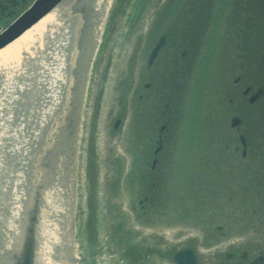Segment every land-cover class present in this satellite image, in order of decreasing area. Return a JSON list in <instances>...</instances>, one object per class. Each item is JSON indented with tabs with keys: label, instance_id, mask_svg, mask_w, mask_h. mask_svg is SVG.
Masks as SVG:
<instances>
[{
	"label": "rangeland",
	"instance_id": "obj_1",
	"mask_svg": "<svg viewBox=\"0 0 264 264\" xmlns=\"http://www.w3.org/2000/svg\"><path fill=\"white\" fill-rule=\"evenodd\" d=\"M95 1L72 3L70 15L81 17ZM162 35L165 46L149 67ZM89 37L76 42L72 87L92 54ZM41 53L22 80L0 86V261L9 259L12 194L37 174L59 186L52 206L66 211L50 222V241L66 226L76 264H173L184 247L201 264L264 257V97L249 104L243 94L264 89V0H112L84 79L63 90L52 119L59 66L47 63V47ZM234 116L243 120L239 130L230 127ZM28 189L27 212L38 201L42 264L45 194Z\"/></svg>",
	"mask_w": 264,
	"mask_h": 264
},
{
	"label": "bare ground",
	"instance_id": "obj_2",
	"mask_svg": "<svg viewBox=\"0 0 264 264\" xmlns=\"http://www.w3.org/2000/svg\"><path fill=\"white\" fill-rule=\"evenodd\" d=\"M74 0L68 1L64 3L61 7L56 9L54 12L50 13L49 15H46L43 19H41L38 23H34L28 31H26L23 35L19 36L15 41L8 44L6 47L0 50V86L9 87L13 83V81L22 80L25 76V70L28 69L30 66H37L38 57L43 55L41 53V50L43 47L48 48L47 53V60L53 64H58V71H59V77L56 78V88L50 90V93L52 91L53 96L52 99H54L56 102L52 105V109L50 110V116L48 119H52L53 116L52 113L54 112V108L57 107L59 100L62 99L63 90L65 89H71L72 84L67 83L66 79L67 77V71L69 69V72L72 70V67L75 68V64L77 65V68H79V61L77 60V40L78 35L74 36V33L78 31V27L80 26L81 17L79 16H71L70 15V5L72 4ZM112 0H96L93 2V6H89V12H90V20L88 21V26H90V32H89V40H90V52L92 54H88L87 59L85 60V64L83 63L81 66V70H77V76H75V73L73 75V87H77L78 83L82 82V77L84 79V71L83 68H89L88 63L90 64L92 62L91 57L93 56V52H96L98 48L99 41L101 39V33H102V26L106 20L108 10L110 8ZM73 3H76L74 1ZM82 5V4H81ZM66 14V17H64ZM73 23V24H72ZM73 25V30H66L70 29V26ZM63 29V31L61 30ZM66 30V31H64ZM71 40L73 41V45L71 48H73V51L69 48L71 44ZM53 61V62H52ZM67 62H69L70 67L68 68ZM87 65V66H86ZM87 71V70H86ZM62 72V73H61ZM61 73V74H60ZM81 75V76H79ZM71 80L68 78V81ZM1 87V90L3 89ZM81 87V86H80ZM79 89V88H78ZM77 92V91H76ZM49 121V120H48ZM47 123V120L44 121ZM52 122V121H50ZM24 139L22 140L21 144L23 145ZM23 147V146H22ZM24 151V150H23ZM25 154V153H24ZM156 157V156H155ZM156 164L158 162L157 158H154ZM21 170H24V167L26 166V163L20 162ZM60 169V168H59ZM58 170V169H57ZM59 171V170H58ZM11 177V175H10ZM60 177V175H59ZM49 179L41 181L39 179V175L37 174L36 179H34V176H32L31 180H27L26 178L23 180L21 179L18 181L17 184V191L12 194V203L14 204L11 210V219L9 222V226L12 225V229L10 231V235L8 237L9 242L5 247V255L8 256L9 259L13 258L14 254L18 250L19 244L21 242V228L24 227L23 224L26 222V218L24 217L27 215V209L31 201L28 200L29 197V189L28 187L32 188H43L41 189L43 193L45 194V201L43 202V218L41 222V239L43 240L42 243V255H41V262L42 264H76L77 257L75 255V246L72 245L71 236L69 233V230L66 226L60 227L59 229V235L61 236L58 242H51L52 234L55 232V226L50 225L51 223H60V219L63 216L64 219V210L61 207L62 211L55 212V208L58 206L55 205L54 202V195L57 194L56 191L59 186H56L57 184H53L51 181L49 182ZM53 188V189H51ZM14 190V189H13ZM12 190V192H13ZM46 190V191H45ZM11 203V204H12ZM24 217V223L22 222V218L20 216ZM53 216V217H52ZM20 219V220H19ZM120 218H118L119 220ZM22 223V225H20ZM60 225V224H59ZM46 226V228H45ZM47 230V234H46ZM54 245V251L52 250L51 246H47L48 244ZM37 242H36V249H37ZM186 248V247H184ZM182 248V249H184ZM192 248V247H190ZM198 257L199 264L200 258L197 253V251L192 248ZM181 250V249H179ZM175 251L172 255V263L173 262V256L179 251ZM36 260L37 252L35 253ZM228 256H232L231 254ZM9 259H3L0 261V264H9ZM242 259L243 255H242ZM5 260V261H4ZM4 261V262H3Z\"/></svg>",
	"mask_w": 264,
	"mask_h": 264
},
{
	"label": "water",
	"instance_id": "obj_3",
	"mask_svg": "<svg viewBox=\"0 0 264 264\" xmlns=\"http://www.w3.org/2000/svg\"><path fill=\"white\" fill-rule=\"evenodd\" d=\"M65 0H38L33 9L26 13L19 21L9 28L7 32L0 36V50L6 47L8 44L15 41L21 34L29 29L34 23L39 21L44 15L52 11L55 7L61 4ZM166 37L160 38L149 57V66L152 65L154 60L157 58L161 48L165 44ZM260 91L257 96L251 99L254 102L257 98L262 95ZM239 124L238 119H233V127ZM118 124L116 125V127ZM243 145L245 146L244 138L241 137ZM160 148L156 150L158 153ZM156 162H154L155 164ZM37 223H38V204L35 202L34 208L29 213L27 223L24 230V237L21 247L17 254L14 255L12 264H36V242H37ZM173 262L175 264H199L196 252L190 248H184L179 250L173 256ZM264 258L260 257L256 260L255 264H262Z\"/></svg>",
	"mask_w": 264,
	"mask_h": 264
},
{
	"label": "flooded vegetation",
	"instance_id": "obj_4",
	"mask_svg": "<svg viewBox=\"0 0 264 264\" xmlns=\"http://www.w3.org/2000/svg\"><path fill=\"white\" fill-rule=\"evenodd\" d=\"M35 1L36 0H0V22L4 21L5 19L13 18L11 23L6 28H4L3 30L0 31V34L2 32H4L7 28H9L25 12H27L31 8V6L34 4ZM88 17H90V14L88 15ZM86 32H87V30H86ZM247 88H249V87H247ZM254 93L255 92H253V90L251 88V91L249 93L250 94L249 98ZM249 98H248V101H249ZM237 130H239V129H237ZM235 150H236V152H238L239 148H235ZM241 155H242V152H241Z\"/></svg>",
	"mask_w": 264,
	"mask_h": 264
}]
</instances>
